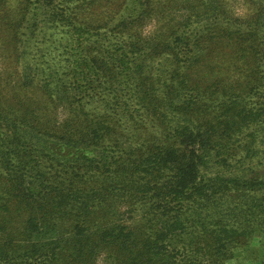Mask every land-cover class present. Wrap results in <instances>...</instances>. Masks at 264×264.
Wrapping results in <instances>:
<instances>
[{"label": "trees", "instance_id": "trees-1", "mask_svg": "<svg viewBox=\"0 0 264 264\" xmlns=\"http://www.w3.org/2000/svg\"><path fill=\"white\" fill-rule=\"evenodd\" d=\"M36 1L67 33L55 49L70 78L55 83L60 67L32 43V0L0 14L12 30L0 54L22 67L15 88L0 79V264L260 252L264 0H240L245 15L235 0ZM96 1L113 2L80 19Z\"/></svg>", "mask_w": 264, "mask_h": 264}, {"label": "rangeland", "instance_id": "rangeland-1", "mask_svg": "<svg viewBox=\"0 0 264 264\" xmlns=\"http://www.w3.org/2000/svg\"><path fill=\"white\" fill-rule=\"evenodd\" d=\"M35 5H33L31 7L32 9V13L34 14L33 10L36 11L37 14V22L36 25H38L37 31L35 34H37V36L34 35L33 38V44L35 45V49L37 50V47H41V48H46L47 49V56L45 57V60L51 62V63H56L57 66L56 68H59V74H57L56 78L54 79V82L57 84H66L67 85V81H69V75L67 73V70L64 68L62 69V61L60 60V52L57 51V49L55 48H59L60 45H65L68 41V36L67 33L61 31V29H55L53 27V24H45V18L46 15L48 14L47 12V8H45L42 4L40 5L39 2H37L36 0H32ZM116 1V0H115ZM233 1V0H232ZM236 4H234V12L237 14L238 10L240 11V15H245V13H247L246 7H244L240 2V0H235ZM240 1V2H239ZM113 1H100V2H95L94 5L91 6L90 8H84L83 12L79 15L80 19H83V17L88 18V17H97L96 14L100 13L99 11L102 10L105 14H107V12H105V10H107L109 7H111V3ZM27 4V0H6L5 3V8H3L2 11H0V14H2V12H11L12 17L14 19H17L18 17H20L21 15H23V10L25 8ZM89 9V10H87ZM109 10V9H108ZM31 13V14H32ZM93 15H91V14ZM99 20V19H98ZM99 22V21H98ZM27 24L23 25V27L20 28V32L19 34L23 37V36H30L32 37V33L29 32V30L27 29ZM113 26V25H112ZM153 27V26H151ZM11 29H9L8 27H5L4 25L0 24V46L2 45L3 42H5V40L7 38H10V34L11 33ZM34 51L35 57L37 59V57H39L38 53L36 52V50ZM6 55L0 54V73L3 74V76L1 75L0 79H3V77L5 78V80L8 78L12 79V87L15 88L16 83L18 81V77L21 75V70L22 67L19 64L14 63L13 61V57L10 56L9 58H7ZM31 58H34V55L31 56ZM40 59V58H39ZM62 59V58H61ZM41 60V59H40ZM22 62V61H21ZM3 70V71H2ZM5 71V72H4ZM7 81V80H6ZM4 82V81H3ZM5 83V82H4ZM55 83H53V85H55ZM31 96H37L39 95L38 92L33 93V91L30 93ZM252 247L256 246V247H260L261 245L259 244L258 240H255L252 242ZM257 256V257H256ZM242 256H239L238 260H230L228 261L227 264H262V261L264 260V248L261 249L260 252H256V253H247V255H245V257L243 259H241ZM252 259V260H250Z\"/></svg>", "mask_w": 264, "mask_h": 264}, {"label": "clouds", "instance_id": "clouds-1", "mask_svg": "<svg viewBox=\"0 0 264 264\" xmlns=\"http://www.w3.org/2000/svg\"><path fill=\"white\" fill-rule=\"evenodd\" d=\"M241 13H240V11L238 10V12H237V15H240Z\"/></svg>", "mask_w": 264, "mask_h": 264}]
</instances>
